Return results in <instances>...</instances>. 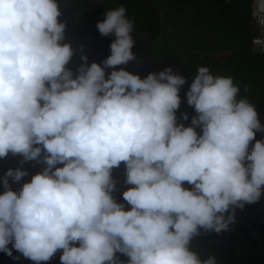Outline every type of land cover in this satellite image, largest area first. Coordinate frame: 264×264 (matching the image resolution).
<instances>
[{"label":"clouds","instance_id":"obj_1","mask_svg":"<svg viewBox=\"0 0 264 264\" xmlns=\"http://www.w3.org/2000/svg\"><path fill=\"white\" fill-rule=\"evenodd\" d=\"M250 3L252 43L264 51V0ZM61 15L57 0H0V158H20L0 176V252L29 264L58 251L60 264H216L191 250L193 238L227 231L237 209L264 195L255 104L233 77L198 66L185 126L176 115L184 76L117 68L136 59L123 5L96 24L114 37L101 63L66 42ZM33 161L41 171L13 190ZM121 164L129 210L113 196Z\"/></svg>","mask_w":264,"mask_h":264},{"label":"rangeland","instance_id":"obj_2","mask_svg":"<svg viewBox=\"0 0 264 264\" xmlns=\"http://www.w3.org/2000/svg\"><path fill=\"white\" fill-rule=\"evenodd\" d=\"M217 3L225 7L213 8L207 0L159 1L161 50L156 53L152 49V52L155 56L172 57L186 68L205 57L220 58L219 72L215 74L233 77L241 88V95H246L257 108V104H264L261 101L264 100V55L259 59L249 53L250 2L230 0L226 4L221 0ZM82 26L77 24L75 28L82 30ZM245 86L249 89L247 93L243 91Z\"/></svg>","mask_w":264,"mask_h":264},{"label":"flooded vegetation","instance_id":"obj_3","mask_svg":"<svg viewBox=\"0 0 264 264\" xmlns=\"http://www.w3.org/2000/svg\"><path fill=\"white\" fill-rule=\"evenodd\" d=\"M72 0H57L58 4H66ZM62 15L59 18L66 23L65 37L66 42L71 43L74 49H78L80 45H83L84 54L87 56V62L101 63L103 59L110 55V43L114 39L113 36H102L97 29L86 28L82 26V30L75 28L73 23H70L67 27L68 21L64 19L66 16L65 6L61 8ZM150 43L146 45L139 44L134 39L132 51L136 57L133 61L128 62L126 65L117 66V68H124L133 74H139L141 78H144L150 72H159L165 67H171L175 73H178L186 78V83L181 87L179 95L181 98V104L176 112L179 123H184L185 126H189L191 117L195 115L194 109L187 105L185 93L192 82V79L188 77V74L181 64L167 55L155 56L152 52ZM154 50V49H153ZM155 51V50H154ZM156 53H160L157 50ZM139 61V63H137ZM79 51L74 55L72 62L68 65L69 68L75 72L76 67L80 64ZM180 67V70H177ZM108 70H106L107 72ZM257 112L259 119L264 124V104H257ZM181 113H187L189 120L183 121L179 117ZM199 132V129H197ZM261 133L256 134V139L262 138ZM19 157H13L9 155L7 158H0V176L8 168H15L18 166ZM43 165L36 162H26L23 167L27 169L28 176L22 178L19 184L9 183L13 190H18L20 185L25 182H29L31 176L36 172L41 171ZM124 165L121 164L119 168H115L112 171V176L116 182V191L113 192L114 198L117 202L125 203V210H129L130 206L123 201L121 193L128 188L129 185L125 184ZM187 187V185H185ZM3 192V187L0 186V194ZM248 205V207L246 206ZM244 208L236 210V220H244L248 222L253 231L257 234V238L245 227L240 225H234L227 231L221 234L202 233L199 237H196L198 243V254L201 253L207 258L209 255L215 256V258L222 259L219 264H264V195L257 203L246 204ZM245 210L249 211V214H245ZM249 216V217H248ZM235 220V221H236ZM214 240H218L217 245L213 244ZM207 248H203V245ZM202 249H204L202 251ZM211 250V252L209 250ZM61 252H57L56 256H60ZM201 258V259H205ZM57 259H54L50 264H56Z\"/></svg>","mask_w":264,"mask_h":264},{"label":"trees","instance_id":"obj_4","mask_svg":"<svg viewBox=\"0 0 264 264\" xmlns=\"http://www.w3.org/2000/svg\"><path fill=\"white\" fill-rule=\"evenodd\" d=\"M159 1L161 0H72L69 3L59 5L60 9L62 8V6H65L66 16H64V19L68 21L67 27H69L68 25H70V23H73L75 26L77 24H80L91 29H97L96 24L98 21H102L104 19L105 10L123 5L127 9L128 17L134 18V30L132 32V36L134 37V39L142 45L150 43L151 47L155 51H160L161 42L159 39V17L157 10V3ZM192 1L200 2L201 0ZM207 1H209V5H211L213 8H215L216 6H218V8L225 7L223 3H217L221 0ZM222 10L223 8L220 11ZM257 57H259V59L262 58L261 56ZM262 59V61L264 62V58ZM218 62L220 63V58L205 57L203 61H198V64L190 65L189 67L187 66V68L185 67V70L187 73H190L191 76H194L196 74L198 66H208L210 68V71L215 74L216 72H219ZM261 101L264 102V100ZM261 101H259V103ZM128 187L131 186L129 185ZM246 206L248 207V205ZM245 212V214H249L248 210H245ZM217 243L218 240H214L213 244L217 245ZM203 246V248H207L205 244ZM9 247H11V245H9ZM203 250L204 249H202V251ZM209 251L211 252V250ZM13 255L18 256L19 254L16 253L15 250H13ZM117 255L120 256L121 260L126 261L128 259L126 256L120 254ZM198 255L200 256V258H205V255L201 253H199ZM59 257L60 256L55 255L54 259H57V261H59ZM221 261L223 260L216 258V264H219ZM0 264H29V260L20 258L18 261H14L3 252H0Z\"/></svg>","mask_w":264,"mask_h":264},{"label":"water","instance_id":"obj_5","mask_svg":"<svg viewBox=\"0 0 264 264\" xmlns=\"http://www.w3.org/2000/svg\"><path fill=\"white\" fill-rule=\"evenodd\" d=\"M177 70H180V67H177ZM58 166H62V165H58ZM234 225H240V226L247 228L257 238V234L255 233V231H253L251 225L248 222H246L244 220H236L233 224L229 225V228L234 226ZM223 232H225V231L222 230L220 233H215V232H212V233L213 234H221ZM257 240H258V238H257ZM191 250L198 253V243H197L196 238H193V240L191 242ZM56 264H60V260Z\"/></svg>","mask_w":264,"mask_h":264},{"label":"built area","instance_id":"obj_6","mask_svg":"<svg viewBox=\"0 0 264 264\" xmlns=\"http://www.w3.org/2000/svg\"><path fill=\"white\" fill-rule=\"evenodd\" d=\"M225 2H226V3H229L230 0H225ZM249 2H250V0H249ZM250 17H251V3H250ZM251 24H252V25H251V37H250V52H251L252 54H254V55L263 56V55H264V51H260V50H259L257 47H255V46L253 45V43H252L253 38L259 35L258 31L255 29V23H254V21L252 20V17H251ZM42 167H43V166H42ZM41 169H42V168H41ZM51 260H52V259H51ZM51 260H50V261H51ZM30 263H31V264H34V262L31 261V260H30ZM41 263H43V262H41Z\"/></svg>","mask_w":264,"mask_h":264},{"label":"crops","instance_id":"obj_7","mask_svg":"<svg viewBox=\"0 0 264 264\" xmlns=\"http://www.w3.org/2000/svg\"><path fill=\"white\" fill-rule=\"evenodd\" d=\"M249 8H250V5H249ZM250 19H251V17H250ZM250 37H251V30H250ZM249 53H250V40H249ZM251 55H253V54H251ZM256 56H258V55H256Z\"/></svg>","mask_w":264,"mask_h":264}]
</instances>
